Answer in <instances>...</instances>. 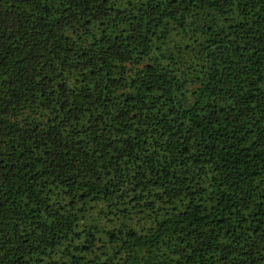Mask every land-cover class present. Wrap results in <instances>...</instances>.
<instances>
[{"label":"trees","instance_id":"1","mask_svg":"<svg viewBox=\"0 0 264 264\" xmlns=\"http://www.w3.org/2000/svg\"><path fill=\"white\" fill-rule=\"evenodd\" d=\"M0 264H264V0H0Z\"/></svg>","mask_w":264,"mask_h":264}]
</instances>
